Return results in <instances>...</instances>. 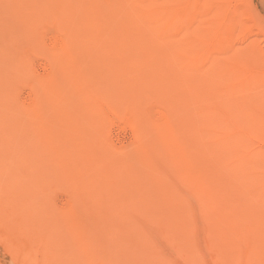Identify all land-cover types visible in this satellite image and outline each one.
Returning a JSON list of instances; mask_svg holds the SVG:
<instances>
[{"label": "bare ground", "instance_id": "bare-ground-1", "mask_svg": "<svg viewBox=\"0 0 264 264\" xmlns=\"http://www.w3.org/2000/svg\"><path fill=\"white\" fill-rule=\"evenodd\" d=\"M249 13L245 0H0V240L29 241L45 264H162L152 224L194 252L191 223L176 236L166 221L184 203L230 225L207 230L215 264L250 262L236 224L264 213V36ZM38 53L49 73L33 71ZM154 101L165 115H148ZM106 108L128 112L132 155L108 148ZM62 190L68 214L49 200Z\"/></svg>", "mask_w": 264, "mask_h": 264}, {"label": "rangeland", "instance_id": "rangeland-1", "mask_svg": "<svg viewBox=\"0 0 264 264\" xmlns=\"http://www.w3.org/2000/svg\"><path fill=\"white\" fill-rule=\"evenodd\" d=\"M249 1L250 0H245V7L250 10L249 14L251 17V25H254L256 30L260 31L264 36V30L261 29L262 27L264 29V0ZM255 12H257V14ZM45 43L46 45L52 44L54 45V47H57L60 44V40L55 36L53 37L52 35H48L45 38ZM169 50L170 49L168 48L164 49L165 54H168V56L171 55ZM163 57L161 55L160 58H162L163 60ZM167 59L170 63L176 62L175 57L169 56V58ZM32 67L33 71L37 75H44L51 71V67L49 66L47 60L42 54L39 53L35 57H33ZM158 67L163 68L162 70H164L165 68L170 69L169 65L164 66V64H161ZM138 88L139 87L136 86L135 89ZM144 92L147 93V91ZM27 97L30 98V91L27 88H23L17 95V99H19V101L22 103L28 101ZM146 109L148 115L151 117L157 118L165 115V112L160 107L158 101H154L153 103L148 105ZM129 119V114L124 108H106L104 110V122L107 126L106 137L108 148L119 151L124 156L132 155L134 149L136 147H140ZM194 133L195 132L192 131V135H194ZM262 147H264V145ZM131 164L132 162L127 166L129 167ZM135 165V168H143V165H139L137 161ZM126 175L135 178L133 176L134 173L132 175L130 173V170L126 171ZM124 180L127 181L125 177ZM180 195L183 197L182 199H184L186 203L189 202V204H194L196 200V197L192 193H190V190L188 188L181 189ZM70 198L71 193L62 190V192H57L54 197H49V200L51 201V206L57 209L59 213L63 212L68 214L69 211L67 210L71 208ZM95 201L96 198L93 200V202ZM87 203L88 206L91 204L90 202H88V200ZM85 205L86 203L83 202V205L80 207H85L81 210L84 211L83 214H85L84 217H86L87 220L97 219L101 216L100 214L102 212L99 211V209H96V206L91 205V207H88ZM183 206L184 203H181V208L179 210H176L175 213L170 216H166V221L176 220V225L171 227V231L173 233H177L176 236L183 233V230L179 227V225H181L182 223L178 224L179 221H189L191 223V225L193 226V229H191V233L193 238L192 244H194V252H191V248L185 246L183 241L179 242L178 240H176L167 228L152 224L149 228V238H152V240L154 241L153 245H155V248L153 249V252L159 257V260L162 264H215L214 260L217 252L219 251V248L214 246L213 243H209L207 230L211 228V225H215L217 226L216 228L221 230V233H223L224 231H229L228 227L230 225H228L227 220H224L223 218L218 217L211 220L205 217L206 212L202 213L200 209L183 208ZM78 210L77 212H79ZM70 214H75V211H72L71 209ZM79 215L81 216V214ZM238 220L240 221L239 223L237 222L238 224H236V226L239 227L237 231L238 238L246 234H251V236L253 237V239L251 240V251L253 252V257L250 262H247V264H264V213L259 212L258 214L254 215L249 214L245 217V219ZM240 246V251H246V247L243 243H241ZM236 249L238 250V248ZM96 258L97 257L95 256L88 257L83 260L84 263L82 264H97ZM114 258V261L117 262L116 264H134V262L127 258L126 255H115ZM0 264L45 263L41 256H37L33 245L29 241H14L8 243L0 240Z\"/></svg>", "mask_w": 264, "mask_h": 264}]
</instances>
